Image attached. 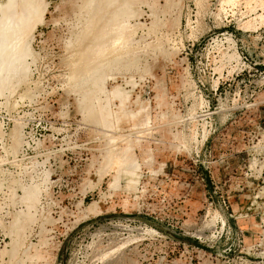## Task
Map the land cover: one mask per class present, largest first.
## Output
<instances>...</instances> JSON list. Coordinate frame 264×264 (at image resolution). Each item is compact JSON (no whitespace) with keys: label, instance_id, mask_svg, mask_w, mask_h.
Masks as SVG:
<instances>
[{"label":"rangeland","instance_id":"374dc122","mask_svg":"<svg viewBox=\"0 0 264 264\" xmlns=\"http://www.w3.org/2000/svg\"><path fill=\"white\" fill-rule=\"evenodd\" d=\"M41 1L0 0V264H264V0Z\"/></svg>","mask_w":264,"mask_h":264},{"label":"bare ground","instance_id":"6f19581e","mask_svg":"<svg viewBox=\"0 0 264 264\" xmlns=\"http://www.w3.org/2000/svg\"><path fill=\"white\" fill-rule=\"evenodd\" d=\"M12 1H13V0H8L9 3H8L5 7L9 8L10 6H13V5H11V2H12ZM31 1H32V0H31ZM14 2H15V1H14ZM12 3H13V2H12ZM38 3L41 4L42 1L40 0V2H38ZM19 4H20V2H19ZM39 4H38V6H40ZM120 4H121V3H120ZM34 5H35V4H34ZM15 6H16V3H15ZM14 8H16V7H13V9H14ZM30 8H31V4L29 3V0H23V9L26 11L27 14H28V12L30 11ZM32 8H33V7H32ZM19 9H21V8L19 7L18 10H19ZM5 10H6V9H5ZM11 10H12V9H11ZM21 10H22V9H21ZM33 10H34V9H33ZM1 11L3 12V10H1ZM8 11H9V10H8ZM12 11H15V10H12ZM19 11H20V10H19ZM22 11H23V10H22ZM2 12H1V13H2ZM20 12H21V11H20ZM3 13H4V12H3ZM7 13H8V12L6 11V16H7ZM9 13H10V12H9ZM14 13H16V12H14ZM14 13H13V14H14ZM18 13H19V12H18ZM21 13H22V12H21ZM10 14H11V15H10V17H11L13 14H12V13H10ZM30 14H31V13H30ZM36 14H37V12H36ZM14 15H15V14H14ZM22 15H24V14H22ZM24 16H25V15H24ZM13 17H14V16H13ZM22 17H23V16H22ZM4 18H5L4 20H6L5 23L8 22V20L6 19V17H4ZM8 18H9V17H8ZM19 18H20V16H19ZM23 18H25V17H23ZM0 19H1V18H0ZM20 19H21V18H20ZM33 19H34V18H33ZM99 19H100V18H99ZM2 20H3V18H2ZM12 20H13V19H11V21H12ZM17 20H18V19H17ZM102 20H103V19H102ZM18 21H19V20H18ZM20 21H21V20H20ZM26 21L28 22V20H26ZM29 21H30V19H29ZM32 21H33V20H32ZM32 21L30 22L31 25H32ZM23 22H24V20H23ZM27 22H25V23H27ZM0 23H1V22H0ZM5 23H4V24H5ZM8 23H9V22H8ZM8 23H7V24H8ZM102 23H103V22H102ZM22 24H23V23H22ZM2 25H3V24H1V26H2ZM28 25H29V23H27L26 26H28ZM95 25H96V24H95ZM4 26H6V25H4ZM11 26H12V25H11ZM104 26H105V25H104ZM106 26H107V25H106ZM6 27H7V26H6ZM12 27H13V26H12ZM30 27H31V26H29V28H30ZM3 28H4V27H3ZM109 28H110V27H109ZM1 29H2V28H1ZM1 29H0V30H1ZM11 29H12V28H11ZM11 29H10V30H11ZM23 29H24V28H23ZM26 29H27V28H26ZM12 30H13V29H12ZM27 30H28V29H27ZM1 31H2V30H1ZM10 32H11V31H10ZM10 32H9V33H10ZM7 33H8V32H7ZM20 33H21V32H20ZM22 34H23V33H22ZM105 34H106V33H105ZM4 35H5V33H4ZM7 35H8L9 37H11L13 34H12V32H11V36H10V34H7ZM97 36H98V35H97ZM106 36H107V35H106ZM19 37H20V36H19ZM21 37H22V36H21ZM89 37H90V36H89ZM6 38H7V36H6ZM6 38H5L4 36H2V34L0 33V47H2V45L5 43V41H7ZM11 38H12V37H11ZM5 39H6V40H5ZM10 40H11V39H10ZM13 40H14V39H13ZM13 40H12V42H13ZM8 41H9V40H8ZM19 41H20V40H19ZM87 41H88V40H87ZM89 41H90V40H89ZM106 41H107V40H106ZM93 42H94V41H93ZM9 44H10V43H9ZM15 44H16V43H15ZM15 44H12V43H11L10 45H12L13 47H15V46H14ZM18 44H19V43H18ZM21 45H22V44H21ZM7 46H8V45H7ZM7 46H5L4 50L7 48ZM13 47H12V48H13ZM2 48H3V47H2ZM10 48H11V47H10ZM10 48H9V50H10ZM12 48H11V49H12ZM0 49H1V48H0ZM19 49H20V46L18 45V51H19ZM22 50H23V49H22ZM98 50H99V49H98ZM2 52H3V51L0 50V54H1ZM4 52H5V51H4ZM6 52H7V51H6ZM10 52L13 53L12 50H11ZM17 53H18V52H17ZM17 53H16V54H17ZM21 53H22V52H21ZM3 54H4V53H3ZM3 54H1V55L3 56ZM19 54H20V52H19ZM7 55H8V54H7ZM10 55L13 56V54H10ZM14 55H15V53H14ZM17 56H18V54L16 55V59L18 58ZM20 56H21V55H20ZM93 56H94V55H93ZM5 57H6V55H5ZM0 58H1V56H0ZM5 59H6V58H5ZM14 59H15V58H14ZM9 60H10V59H9ZM17 60H18V59H17ZM17 60H16V61H17ZM19 60H20V59H19ZM1 62H2V59H1ZM7 63H8V62H7ZM7 63H6V64H7ZM10 63H12V62H10ZM85 64H86V63H85ZM5 66H6V65H5ZM0 67H1V65H0ZM6 72H7V71H6ZM2 73H3V72H2ZM0 74H1V73H0ZM0 77H1V76H0ZM2 78H4V75H3ZM82 79H83V78H82Z\"/></svg>","mask_w":264,"mask_h":264}]
</instances>
